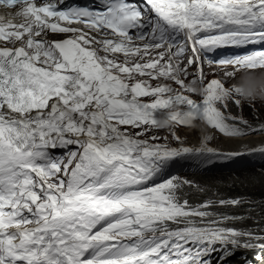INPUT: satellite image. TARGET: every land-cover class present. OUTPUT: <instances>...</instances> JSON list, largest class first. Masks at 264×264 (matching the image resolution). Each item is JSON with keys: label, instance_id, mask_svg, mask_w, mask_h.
I'll return each mask as SVG.
<instances>
[{"label": "snow or ice", "instance_id": "1", "mask_svg": "<svg viewBox=\"0 0 264 264\" xmlns=\"http://www.w3.org/2000/svg\"><path fill=\"white\" fill-rule=\"evenodd\" d=\"M0 5H19L23 20L0 24V264H227L238 252L264 264V227L213 210L249 201L191 203L188 192L205 189L165 176L245 155L264 162V146L224 151L212 135L185 146L175 131L199 122L227 138L264 135V121L229 111H255L264 86L205 72L264 70V0ZM160 128L180 146L159 143Z\"/></svg>", "mask_w": 264, "mask_h": 264}, {"label": "trees", "instance_id": "2", "mask_svg": "<svg viewBox=\"0 0 264 264\" xmlns=\"http://www.w3.org/2000/svg\"><path fill=\"white\" fill-rule=\"evenodd\" d=\"M196 183L205 189L203 192L195 190L188 192L191 203H200L206 199L229 198V197H254L243 207L235 209L215 208L214 211H227L232 215H243L244 220L236 223V227L255 228L264 227V173L255 170H242L216 175H195ZM258 224H253V221ZM253 252L244 254L236 253L231 256L227 264H257ZM216 264L217 256L212 257Z\"/></svg>", "mask_w": 264, "mask_h": 264}, {"label": "bare ground", "instance_id": "3", "mask_svg": "<svg viewBox=\"0 0 264 264\" xmlns=\"http://www.w3.org/2000/svg\"><path fill=\"white\" fill-rule=\"evenodd\" d=\"M220 69H221L220 72L217 71V72L213 73L210 71L209 74L212 76V78H221V79L227 81L228 86H231L232 83H234L236 81L235 76L234 77H228L226 75V72L223 71L222 68H220ZM236 76H237V74H236ZM163 129H165V131H164L165 133L162 131L161 135L165 134V135H168L170 138H172L168 128H163ZM175 131H176V134L178 136H180L182 140H184L185 146H199V144L204 140V137L206 135H212L213 136V139L209 142V146L215 147L218 149H222L224 151L247 152V151H250L254 148L264 146V143H262V142H264V135L253 134V135H250V136L244 137V138L232 139V138L224 137L222 134H220L216 130H212V129L206 128V127H201L199 122H194L193 125H190V126H184V125L178 126L175 129ZM169 144L173 147H179L180 146V144L176 140H174L173 138H172V141L169 142ZM259 161L260 160H258V159H253V158L245 155V156H241L235 160L228 161V162H221V163H218L215 165L221 166L223 164H227L225 166H233L230 164L238 163L237 165H239V164L242 165V164H250V163L254 164L257 162H258L257 165H259ZM189 168H192V167L190 166ZM210 168H208V169H210ZM218 168H224V167H218ZM212 169H217V168H212ZM165 174H168V173H165Z\"/></svg>", "mask_w": 264, "mask_h": 264}, {"label": "rangeland", "instance_id": "4", "mask_svg": "<svg viewBox=\"0 0 264 264\" xmlns=\"http://www.w3.org/2000/svg\"><path fill=\"white\" fill-rule=\"evenodd\" d=\"M236 74H237V76L235 75L236 81L234 80L235 82L232 83L231 86H238V85L240 86L242 83L245 82V80H249L250 83H252L253 86H255L257 88H259L261 86H264V70H254V71L251 70V71H247L246 73L245 72H238ZM190 80L191 79H189V81ZM187 82L188 81H186V83ZM193 98L198 99V97H196V96H194ZM254 107H255V111L253 110V107H250L247 104H245V106L241 110V109L236 108L235 105L230 104L229 111L233 115H243L245 118H247L249 121H252L253 123H259L261 121H264V101H262L260 97L257 98V101H256ZM257 116H259V118H260L259 121H257L255 119V117H257ZM162 131L164 132L165 129H163V128L158 129L157 130V134L160 135L161 137L167 136L168 140L165 141L164 139H161L159 141V143L163 144L165 142H167V143L171 142L172 138H170L168 135H165V134L161 135ZM149 135H151V133H149ZM257 163H254V164L250 163L249 165L248 164H242V165L239 164V165H237L238 163H234V164H230V165H233L231 167L225 166L227 164H223L221 166L214 165L210 169H208V168H206V169H197V168H194V167L189 168L190 166H188L186 164H184V165H175L174 167H171L168 170V172H166L168 174H165V176H167L169 174H175V175L180 176L183 179H189V180L196 181L195 180L196 177H194V175L196 173H206L207 172V173H211V174H221V173H223L225 171H229V170H230V172H238V171L249 170V169H251V170L253 169L256 172L264 173V164L256 166L255 164H257ZM260 163H262V162L259 161V164ZM252 165H255V166L251 167ZM218 167H229L230 169L229 168H218ZM212 168H217V169H212ZM212 170H214V171H212ZM242 197L246 201H252L251 199L254 196L252 194H250L248 197H244V196H242Z\"/></svg>", "mask_w": 264, "mask_h": 264}, {"label": "clouds", "instance_id": "5", "mask_svg": "<svg viewBox=\"0 0 264 264\" xmlns=\"http://www.w3.org/2000/svg\"><path fill=\"white\" fill-rule=\"evenodd\" d=\"M264 163H260L259 165H263ZM249 165V164H248ZM253 166H255V165H252L251 167H253ZM256 166H258L257 164H256ZM229 167H231V166H229ZM229 167H224V168H229ZM230 169V168H229ZM212 171H214V170H212ZM230 172V170L229 171H225V172H223V174L224 173H229ZM197 174H202V175H216V174H211V173H196L195 175H197ZM222 174V173H221ZM195 175H194V177H195ZM197 179V178H196ZM195 179V180H196ZM195 182H197V181H195Z\"/></svg>", "mask_w": 264, "mask_h": 264}]
</instances>
